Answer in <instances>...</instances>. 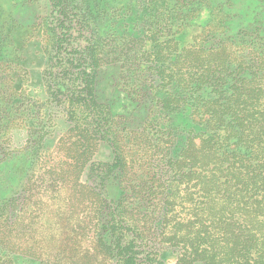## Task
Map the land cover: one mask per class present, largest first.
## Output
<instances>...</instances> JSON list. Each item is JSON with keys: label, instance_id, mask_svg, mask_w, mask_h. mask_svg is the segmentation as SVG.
Wrapping results in <instances>:
<instances>
[{"label": "rangeland", "instance_id": "1", "mask_svg": "<svg viewBox=\"0 0 264 264\" xmlns=\"http://www.w3.org/2000/svg\"><path fill=\"white\" fill-rule=\"evenodd\" d=\"M0 264H264V0H0Z\"/></svg>", "mask_w": 264, "mask_h": 264}, {"label": "trees", "instance_id": "2", "mask_svg": "<svg viewBox=\"0 0 264 264\" xmlns=\"http://www.w3.org/2000/svg\"><path fill=\"white\" fill-rule=\"evenodd\" d=\"M90 188V187H89Z\"/></svg>", "mask_w": 264, "mask_h": 264}]
</instances>
